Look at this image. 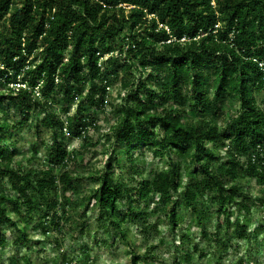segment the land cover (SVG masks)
I'll use <instances>...</instances> for the list:
<instances>
[{"label": "trees", "instance_id": "1", "mask_svg": "<svg viewBox=\"0 0 264 264\" xmlns=\"http://www.w3.org/2000/svg\"><path fill=\"white\" fill-rule=\"evenodd\" d=\"M117 84L107 161L89 169L92 111H106ZM263 92L264 0H0V254L21 246L10 264H37L31 233L61 249L91 236L92 209L108 235L92 238L123 244L129 264H165L158 249L168 240L153 218L174 237L183 230L175 264L197 252L203 262L214 248L210 261L222 264L243 242L249 256L236 264H256L264 196L251 183L264 195ZM25 128L50 133L42 160L33 143V156L17 161ZM145 162L156 170L146 174ZM90 253L84 243L64 263H93Z\"/></svg>", "mask_w": 264, "mask_h": 264}, {"label": "rangeland", "instance_id": "2", "mask_svg": "<svg viewBox=\"0 0 264 264\" xmlns=\"http://www.w3.org/2000/svg\"><path fill=\"white\" fill-rule=\"evenodd\" d=\"M109 56H106L104 61L106 62L108 60ZM120 84H117L113 87H111L110 89V96L108 97V102L109 105L106 108V111H96V108L93 109L92 114H94L97 118V126L99 127L98 130L95 129H90V136L92 138L95 139V143L97 142L95 147L91 148L92 153H86V158L87 160L90 161L91 165L90 168H95L98 170H101L102 168H104L107 158L105 153L103 152V148H104V144H106V134L109 133L110 131V127L116 122V120L118 119V115L116 114V109L117 103H120V99H119V93H120ZM258 98L260 100V103L262 104V106L264 107V92L260 93L258 95ZM235 107L237 105V102L233 104ZM76 106L77 105H73L71 106L70 112L74 113L76 111ZM233 109V107H232ZM58 111L59 113L62 114L63 117H65L64 112H63V107L59 106L58 107ZM231 114V113H229ZM12 116H14V114H12ZM44 117V113H40L39 114V118H43ZM229 117V116H228ZM46 131V130H45ZM21 136L24 137L23 140H21V142L19 141V148H21V150H23L24 152H27L26 156H18V160L19 162H26L25 160H27L28 157L33 156L32 153L30 152V147L33 143H38L39 146V151H38V155L41 156V159H43V153H45V148L46 145L50 144V133L49 132H45L44 135L42 136L41 139H39L36 136L35 131L29 130L28 128L23 129V132L21 133ZM19 137H17L18 139ZM44 142L46 144H44ZM72 147L76 148V149H80L81 148V141L79 140H74L71 144ZM224 150L221 151V155H224ZM20 155V154H19ZM38 162V161H37ZM144 168L146 169V174H148L151 169L156 170V166L155 164L153 165L152 163H148L145 162L144 164ZM116 172L118 173L119 170H116ZM92 184L94 185V182H92ZM251 187L253 190V196H260L263 197L264 195H262L260 193V191L257 189V187L254 184V181L251 183ZM73 197V195H72ZM154 207L152 206V209ZM253 214H256V210H252ZM88 217L90 218V222H89V227L91 229V236L87 235L85 237H78L79 240L76 242H71L69 240H66L64 242V247L61 249H58L57 247H55L53 239L50 238H46V237H42L41 234L39 233H31V239L33 242V246H35V250L32 252L33 253V257L34 260L36 261L37 264H44V262H47L46 259L50 260L49 264H65V260L63 258V254H65L66 252H68L66 258H73L74 256H78L80 253V248L82 246V244L87 243L90 247V254H91V258L94 260L93 263L95 262V264H129V257L126 255L125 250L126 247L123 244H117V245H112V242L110 241L111 244H107L105 246L98 244L95 242V240L92 238V236H94V233H97V239L98 241H100V239H105L107 236L105 234V232H101L98 231V227H97V223H96V217L98 216V211L97 210H92V209H88ZM257 217V216H256ZM258 218L260 219L261 217L258 216ZM264 219H262L260 222V224H257V228H259V226L264 227ZM225 221V220H224ZM153 224L156 222H159L160 228L164 230V233L167 237V244H165V246L162 249H158V257L159 259L163 262H165V264H175L174 262V251H175V247L176 244L177 246H180L181 244V240L179 238V235L183 232L182 229H180L178 231V233L176 234L177 237H174L171 233H170V228L168 225V222L164 220V218L161 219H155L153 218L151 221ZM185 228V225H184ZM192 231V233H194V236L199 238V241L201 240L200 237V229L195 226V225H191L189 227ZM252 230H254L256 227L252 226L251 227ZM214 229V228H213ZM132 233H133V240L138 244V245H142V247H139L140 251L143 253L145 250V242L146 240L144 239V236L141 233L140 228H138V226H132L131 227ZM33 232V231H32ZM114 232V231H113ZM117 232V230L115 231ZM79 236V235H76ZM14 235L12 233H8V238L10 239V244L12 243ZM146 237L148 238L149 235H146ZM150 238V237H149ZM175 238H176V242H175ZM264 238V233H262V236L259 237V241L262 240ZM37 241H44L40 246L37 245ZM155 242V244H158L159 241L155 240L153 241ZM202 243H204V241H202ZM237 243L239 244V242L237 241ZM243 250L239 251L238 253H234V251H231L230 253H227L224 255V259L222 264H236V261L240 258V257H245V262H247L248 259V253H245L244 249H246L248 247L247 243H241ZM192 245H189V249L191 248ZM17 250H23L21 246L17 247V249L15 248V246L9 245L7 246L5 251H2L0 254V264H10V257L13 256L14 254H16ZM216 248L213 249L212 252H215ZM211 252V253H212ZM209 254L210 258H206L203 262L197 263L199 259V253L197 252V256L195 258V261L191 264H215L214 261H210L212 254ZM252 258H250L249 260L251 261H256V264H264V246H261L259 248L258 254L257 255H251ZM56 260V261H54ZM92 262H88V264H93ZM75 264V263H74ZM155 264H162V263H155ZM247 264V263H245Z\"/></svg>", "mask_w": 264, "mask_h": 264}]
</instances>
